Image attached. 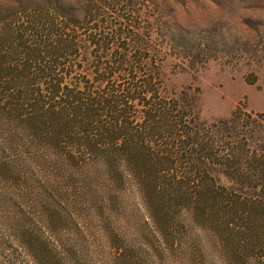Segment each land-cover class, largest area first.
I'll use <instances>...</instances> for the list:
<instances>
[{
    "label": "trees",
    "instance_id": "trees-1",
    "mask_svg": "<svg viewBox=\"0 0 264 264\" xmlns=\"http://www.w3.org/2000/svg\"><path fill=\"white\" fill-rule=\"evenodd\" d=\"M155 8L0 0V166L33 202L0 264H90L89 225L108 264H132L136 242L182 264H264L263 113L201 120L191 87L166 83Z\"/></svg>",
    "mask_w": 264,
    "mask_h": 264
},
{
    "label": "rangeland",
    "instance_id": "rangeland-1",
    "mask_svg": "<svg viewBox=\"0 0 264 264\" xmlns=\"http://www.w3.org/2000/svg\"><path fill=\"white\" fill-rule=\"evenodd\" d=\"M155 3L150 17L152 34L161 41L159 52L168 86L178 95L191 87L197 114L207 122L228 117L236 107L262 112L264 117V0ZM215 176L228 183L222 174ZM32 204L31 194L17 173L0 166V249L3 245L4 251L8 250L14 220H27ZM133 221L143 223V218L138 213L132 216ZM129 228L125 230L131 238L134 234ZM94 232L89 225L86 238L95 241L87 244V260L90 264H108L107 254L95 252L98 240ZM67 233L57 235L61 248L72 244V235ZM136 246L140 248L132 264H182L170 253L154 254V245L145 247L136 242Z\"/></svg>",
    "mask_w": 264,
    "mask_h": 264
}]
</instances>
